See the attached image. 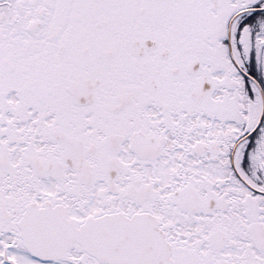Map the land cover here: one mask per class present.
Instances as JSON below:
<instances>
[{"label": "snow or ice", "instance_id": "1", "mask_svg": "<svg viewBox=\"0 0 264 264\" xmlns=\"http://www.w3.org/2000/svg\"><path fill=\"white\" fill-rule=\"evenodd\" d=\"M0 264H264V0H0Z\"/></svg>", "mask_w": 264, "mask_h": 264}]
</instances>
